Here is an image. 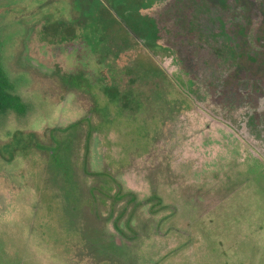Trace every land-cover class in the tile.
Instances as JSON below:
<instances>
[{
  "label": "rangeland",
  "instance_id": "rangeland-1",
  "mask_svg": "<svg viewBox=\"0 0 264 264\" xmlns=\"http://www.w3.org/2000/svg\"><path fill=\"white\" fill-rule=\"evenodd\" d=\"M87 1L0 0L27 108L0 115V264H264V130L195 103L174 53L136 43L158 0ZM224 1L264 26V0Z\"/></svg>",
  "mask_w": 264,
  "mask_h": 264
},
{
  "label": "trees",
  "instance_id": "trees-1",
  "mask_svg": "<svg viewBox=\"0 0 264 264\" xmlns=\"http://www.w3.org/2000/svg\"><path fill=\"white\" fill-rule=\"evenodd\" d=\"M226 2L217 10L218 0H158L143 11L148 26H132L129 33L136 43L150 35L174 53L185 75L194 78L189 79V94L195 103L236 130H264V26L235 22ZM103 93L135 111V100L125 91L105 86ZM26 110L0 65V115ZM54 159L59 162L57 155Z\"/></svg>",
  "mask_w": 264,
  "mask_h": 264
},
{
  "label": "flooded vegetation",
  "instance_id": "flooded-vegetation-1",
  "mask_svg": "<svg viewBox=\"0 0 264 264\" xmlns=\"http://www.w3.org/2000/svg\"><path fill=\"white\" fill-rule=\"evenodd\" d=\"M83 4H90L87 0H80Z\"/></svg>",
  "mask_w": 264,
  "mask_h": 264
},
{
  "label": "water",
  "instance_id": "water-1",
  "mask_svg": "<svg viewBox=\"0 0 264 264\" xmlns=\"http://www.w3.org/2000/svg\"><path fill=\"white\" fill-rule=\"evenodd\" d=\"M141 39V38H140Z\"/></svg>",
  "mask_w": 264,
  "mask_h": 264
}]
</instances>
